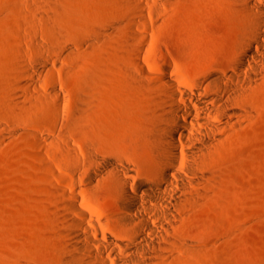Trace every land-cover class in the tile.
<instances>
[{
	"label": "rangeland",
	"instance_id": "374dc122",
	"mask_svg": "<svg viewBox=\"0 0 264 264\" xmlns=\"http://www.w3.org/2000/svg\"><path fill=\"white\" fill-rule=\"evenodd\" d=\"M242 28L230 0H0V116L12 124L0 145V264H61L52 231L62 228L59 190L81 196L113 228L115 188L80 178L87 123L71 118L85 115L88 92L104 90L98 102L108 114L128 113L131 96L138 109L156 99L155 87L135 84L146 80L136 56L148 78L170 64L191 91L204 72L232 63ZM29 74L36 89L28 97ZM258 80L246 95L249 118L205 160L202 196L176 230L183 241L157 264H264V72ZM3 89L18 91L20 103ZM10 102L20 106L16 117L3 107ZM113 137L135 169L129 178H151L142 150Z\"/></svg>",
	"mask_w": 264,
	"mask_h": 264
},
{
	"label": "bare ground",
	"instance_id": "6f19581e",
	"mask_svg": "<svg viewBox=\"0 0 264 264\" xmlns=\"http://www.w3.org/2000/svg\"><path fill=\"white\" fill-rule=\"evenodd\" d=\"M230 1L243 30L237 41L239 50L227 68L204 72L189 91L170 64L151 79L142 59L136 56V70L146 80L136 77L135 84L155 87L156 99L146 106L138 104V109L131 96L128 113L108 114L98 102L104 90L96 92V97L88 92L85 115L72 116L87 123L89 140L80 173L82 182L99 188L108 180L119 199L113 208L116 217L111 228L95 209L82 205L81 196L59 190L64 203L57 221L62 228L52 231L61 264H157L178 240L183 241L176 230L185 222L181 214L202 196L200 188L211 173L205 160L241 121L249 118L246 95L264 72V0ZM29 75L31 81L22 87L28 97L30 90L36 89V76ZM2 94L19 103L22 99L15 90L10 93L3 89ZM3 107L9 116H18L19 104L10 102ZM11 131L12 124L0 116V145L10 141ZM109 134L114 140L132 141L142 150L154 171L151 178L136 182L129 178L135 169L109 142ZM37 138L47 139L44 135ZM101 143L105 144L103 151ZM50 173L56 176L54 171Z\"/></svg>",
	"mask_w": 264,
	"mask_h": 264
}]
</instances>
